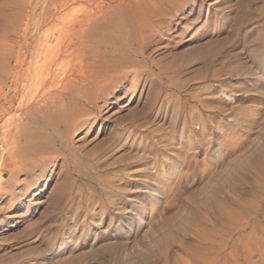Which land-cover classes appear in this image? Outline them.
Listing matches in <instances>:
<instances>
[{
	"label": "rangeland",
	"instance_id": "374dc122",
	"mask_svg": "<svg viewBox=\"0 0 264 264\" xmlns=\"http://www.w3.org/2000/svg\"><path fill=\"white\" fill-rule=\"evenodd\" d=\"M16 1L0 0L5 16ZM174 2L180 11L171 17L172 37L166 38L175 56L163 63L168 73L181 69L186 81L182 95L187 102L193 95L211 96L220 83L234 91L232 98L217 93L207 103L221 109L206 110L214 125L207 136L197 133L193 148H198V164L191 168L192 152L181 149L185 161L179 176H172L171 185L159 186L151 165L163 149L149 154L152 139L174 137L175 144L182 126L171 116L159 120L158 108L153 110L158 82L151 91L114 95L102 107L99 126L76 139L83 154H101L98 164L107 176L99 174L100 167L89 169L91 158L85 155L84 169L57 168L33 197L22 198V205L1 199L0 264H264V167H243L264 145V0ZM223 8L225 13H219ZM217 13L224 15L221 22ZM217 23L222 27L215 28ZM188 58L195 61L186 65ZM134 119L147 121L154 130L141 143L127 130ZM203 160L211 165L207 172L197 167ZM126 170L131 178L118 182L120 189L112 195L128 208L121 213L107 203L110 195L102 185ZM142 181L157 192L153 211ZM78 193L96 196L88 217L80 214ZM133 208L142 211L140 221L131 217Z\"/></svg>",
	"mask_w": 264,
	"mask_h": 264
},
{
	"label": "bare ground",
	"instance_id": "6f19581e",
	"mask_svg": "<svg viewBox=\"0 0 264 264\" xmlns=\"http://www.w3.org/2000/svg\"><path fill=\"white\" fill-rule=\"evenodd\" d=\"M174 1L43 0L39 7L33 1L28 0L25 5V0H17L7 17L5 10L0 9V200L22 205L25 203L22 198L33 197L49 177L53 178L57 168L84 169L85 155L91 158L87 161L88 168L98 171L101 154L94 151L83 154L76 139L99 126L102 107L111 97L151 91L156 82L159 88L153 110L158 108L155 110L158 119L171 116L182 126L175 144L174 137L152 139L149 151L153 153L149 154L163 149L162 153L157 152L151 165L157 184L169 186L173 183L172 176L181 172L185 161L180 156L181 149L186 154L192 152L190 167L197 163L198 148H193L199 141L197 133L207 136L214 125L206 110L221 109L207 104L210 97L218 93L232 98L234 91L227 92L220 83L211 96L193 95L191 102H187L186 94L182 95L186 81L181 69L171 74L163 63L167 56H175L171 41L167 40L172 37L168 33L173 25L171 17L180 11ZM227 8L219 13H225ZM219 13L215 19L221 22L224 15L220 17ZM219 26L222 23L215 24V28ZM161 44L166 45L159 47ZM207 55L213 58V51L208 49ZM194 61L188 58L185 64ZM127 130L139 143L154 132L147 121L140 119H134ZM256 165L264 167V145L243 162L246 169ZM197 167L202 172L211 169L206 160ZM100 169L99 174L107 176ZM126 171L125 175L115 174L117 181L115 177L106 178L102 185L110 195L107 203L121 213L128 208L119 206L112 195L120 189L118 182L131 178L129 170ZM95 179L103 183L100 176ZM142 185L153 199V211L157 192L150 190L147 181H142ZM59 193L62 195L63 190ZM78 194L79 202L73 199L80 205V214L88 217L87 210L94 208L95 202L91 201L96 196ZM27 203L32 205L31 200ZM131 212L136 213L131 215L136 221L143 218L142 211L133 208Z\"/></svg>",
	"mask_w": 264,
	"mask_h": 264
}]
</instances>
